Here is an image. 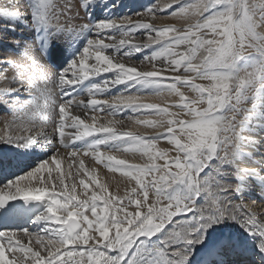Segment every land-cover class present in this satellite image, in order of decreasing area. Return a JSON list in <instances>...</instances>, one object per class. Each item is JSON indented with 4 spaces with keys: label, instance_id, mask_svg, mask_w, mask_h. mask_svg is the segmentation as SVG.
I'll return each mask as SVG.
<instances>
[{
    "label": "snow or ice",
    "instance_id": "obj_1",
    "mask_svg": "<svg viewBox=\"0 0 264 264\" xmlns=\"http://www.w3.org/2000/svg\"><path fill=\"white\" fill-rule=\"evenodd\" d=\"M26 7L0 4V39L33 34L0 56V264H264L242 204L264 196V0H154L136 20L120 0ZM169 9L183 27L151 22Z\"/></svg>",
    "mask_w": 264,
    "mask_h": 264
},
{
    "label": "rangeland",
    "instance_id": "obj_2",
    "mask_svg": "<svg viewBox=\"0 0 264 264\" xmlns=\"http://www.w3.org/2000/svg\"><path fill=\"white\" fill-rule=\"evenodd\" d=\"M18 2H19V5H20V8L22 11H24V10L29 11L28 8L26 7L28 0H18ZM71 2L73 3L74 6H78L79 0H71ZM120 2L125 7L124 11H122V9L120 10V11H122V13L120 15H123L127 11L129 13H133L132 19L136 20L138 17L135 16L134 13L141 11L143 6H146V5L153 3L154 0H120ZM159 2L163 3L164 0H159ZM4 3H7V0H0V4H4ZM175 7L176 6L174 5L173 8H175ZM116 10L117 9H115L114 11L117 12ZM172 10L173 9H169L167 12L158 13L157 18L151 22L157 26H162L165 24H175L177 27H183V21L171 18L169 16V12H171ZM83 14H84V12L81 10L80 15L84 16ZM99 15H100V13H99ZM84 22H85L84 20H79V19L73 21V23H75V24H81ZM5 23H6V21H0V33L3 32V28H4ZM18 25H20V24H18ZM18 25L16 26L15 32L8 31L6 34L3 35V38L1 39V41L4 43L2 44L3 45L2 49L0 50V56H3L4 55L3 52L8 51V49H10V48L13 49L10 45H12L13 47L15 45L10 44L9 43L10 41L16 40L19 37H20L19 39H21V36H23V34H27L28 30L24 29L22 25L21 26H18ZM22 31L23 32L26 31V32L23 33ZM18 32H20V33L18 34ZM137 37L138 38L135 42H138V43H142L146 39V37L142 33H138ZM7 43H9V44H7ZM137 64L139 66L138 60H137ZM11 75H12V73H11ZM0 86H2V85L0 84ZM120 90H122V86H118L117 88L110 90L111 95H115ZM98 98H110V96L98 97ZM144 102L145 103H163V101L157 99L156 97H152V96H146ZM90 113H91V116L92 115H98V117H99L98 122H101V123H104L108 119H111V117L107 116V114L105 112H100V113L90 112ZM132 115H134V114L131 113L130 111H125L121 114H118L116 116V119H121V120L125 121V129L126 130H132V131L138 132L140 134H145V135L152 133V131H153L152 129H149L145 126H135V125L131 124V122L128 121L127 117L132 116ZM10 116H11L10 112L8 110H4V109L1 110V106H0V128H2V132H0V134L3 133L5 121L10 119ZM139 118L144 119V118H151V117L140 116ZM89 122H91V120H89ZM35 130L38 131L39 129H35ZM2 146L5 147V145H0L1 148H2ZM160 146L161 147H168L166 142H161ZM120 158L128 159L130 162H134V161L138 162V154L137 155H133L131 153L120 154ZM161 163H162V161H161ZM90 166L95 167L96 166L95 162H92ZM62 168L65 171H67L66 163L62 165ZM101 171H102V174H104V175L106 172L105 177L110 178V174H107V169L101 168ZM118 175L119 174H117L115 176H118ZM112 190H116V187L112 186ZM260 191L261 190L258 186L253 185L251 187L250 191L246 192L245 195L243 196L242 204L246 206L244 208L245 212H247V210L249 208H251L252 211L255 212L259 218L264 219V196H262L260 194ZM236 202L241 203L240 200H237Z\"/></svg>",
    "mask_w": 264,
    "mask_h": 264
},
{
    "label": "bare ground",
    "instance_id": "obj_3",
    "mask_svg": "<svg viewBox=\"0 0 264 264\" xmlns=\"http://www.w3.org/2000/svg\"><path fill=\"white\" fill-rule=\"evenodd\" d=\"M123 5V4H122ZM122 9V11H124L125 10V7H121V8H118L116 11V13H119V14H121L122 13V11H120ZM25 11V10H24ZM98 14V15H97ZM84 15V14H83ZM96 15L97 16H99V13H96ZM18 26H21V25H18ZM21 29V28H20ZM13 32V31H12ZM23 32V31H22ZM24 32H26V31H24ZM23 32V33H24ZM20 32H18V34H19ZM22 34V33H21ZM32 33L31 32H29V31H27V34H23V36H21V39L22 38H27V39H31L32 38ZM20 38V37H19ZM18 38V39H19ZM107 42V41H106ZM0 43H4V42H2L1 41V39H0ZM7 44H9V43H7ZM11 44V43H10ZM5 46V45H4ZM13 49H15V46L13 47L12 45H10ZM2 47H3V45H0V50L2 49ZM7 48V47H6ZM3 54L4 55H12V53H9L8 51H5V52H3ZM13 58L15 59V56L13 55ZM8 75L10 76L11 75V71H9V73H8ZM104 76H108L109 74H103ZM0 84L3 86V81L2 80H0ZM78 99H85L86 100V96H83V97H78ZM0 106H1V110H8L3 104H0ZM89 117H91V113H90V111H89ZM90 120V119H89ZM49 131L51 130V128H49L48 129ZM0 132H2V128H0ZM1 148V147H0ZM2 148L4 149V150H7V146H5V147H3L2 146ZM134 162H136V161H134ZM86 164H88V161H86ZM90 166V165H89ZM100 171V173H101V175H103V176H105L106 175V172H105V175L104 174H102V171H101V169L99 170ZM108 174V173H107ZM117 175V174H116ZM107 178V177H106ZM109 181H110V183L112 184V186L113 187H116L117 186V184H119V186H120V189H121V192L123 191V184L120 182V177H119V175L118 176H115V177H113V176H111V174H110V178H107ZM252 207V206H251Z\"/></svg>",
    "mask_w": 264,
    "mask_h": 264
}]
</instances>
